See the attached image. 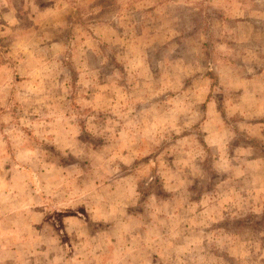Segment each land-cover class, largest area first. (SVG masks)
<instances>
[{
	"label": "rangeland",
	"instance_id": "1",
	"mask_svg": "<svg viewBox=\"0 0 264 264\" xmlns=\"http://www.w3.org/2000/svg\"><path fill=\"white\" fill-rule=\"evenodd\" d=\"M232 1L0 0V264H264V0L255 34Z\"/></svg>",
	"mask_w": 264,
	"mask_h": 264
},
{
	"label": "crops",
	"instance_id": "2",
	"mask_svg": "<svg viewBox=\"0 0 264 264\" xmlns=\"http://www.w3.org/2000/svg\"><path fill=\"white\" fill-rule=\"evenodd\" d=\"M23 1H24V5L28 4V1H30V2L32 1L33 2V0H23ZM88 1L84 2L83 0H78V2L88 3V4L91 3V2L93 3L96 0H91L89 2ZM237 4H241L239 6L238 10L235 9V6ZM88 6H91V4H89ZM37 7H40V6H37ZM9 9H10V7H9ZM224 9H225V11H224V16H223V21L222 22L226 23V26H228L227 24L232 23L238 28H241V27L245 26L246 29H249L250 32H252V34H255L257 32L256 28H258V26H257L258 24L257 23H258V19H259V15H258L259 9L257 8V6H253V5L247 6L245 4V2H241L239 0H234V1H232V3L228 2V8L225 7ZM10 10L13 13L17 12V8L15 6H13L12 9H10ZM25 10L32 11V12L34 11L33 8L30 9V8H27V7L25 8ZM236 10L237 11H242L243 14L242 15L239 14ZM232 12H235V14H233ZM70 20L72 21L70 23H74L72 18ZM77 24H81V22H79ZM81 25H83V24H81ZM226 29H228V27ZM238 34L240 35V33H238ZM226 43L230 44L231 41L228 40ZM229 44H226V45H229ZM262 53H263V51L261 52V54ZM259 59L264 61V56H263V58H259ZM18 68H20V66Z\"/></svg>",
	"mask_w": 264,
	"mask_h": 264
}]
</instances>
